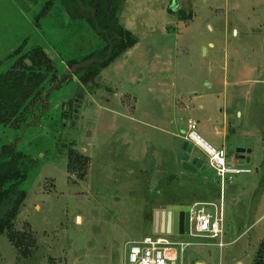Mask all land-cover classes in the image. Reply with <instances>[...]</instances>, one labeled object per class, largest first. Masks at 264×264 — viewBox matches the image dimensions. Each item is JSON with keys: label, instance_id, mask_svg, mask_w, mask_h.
<instances>
[{"label": "rangeland", "instance_id": "obj_1", "mask_svg": "<svg viewBox=\"0 0 264 264\" xmlns=\"http://www.w3.org/2000/svg\"><path fill=\"white\" fill-rule=\"evenodd\" d=\"M49 1L0 0V74L14 51L40 46L62 80L40 122L0 126V150L17 141L37 163L16 229L39 246L23 260L1 235L0 264H128V245L154 233L169 203L206 200L199 208L212 214L223 206L226 247L174 235L194 244L177 264H254L264 242V0H122L119 25L137 43L92 82L68 62L88 67L106 43ZM189 120L250 173L223 182L198 146L192 158L204 165L186 171ZM72 148L89 159L83 179L68 172ZM238 149L249 163L237 165Z\"/></svg>", "mask_w": 264, "mask_h": 264}, {"label": "trees", "instance_id": "obj_2", "mask_svg": "<svg viewBox=\"0 0 264 264\" xmlns=\"http://www.w3.org/2000/svg\"><path fill=\"white\" fill-rule=\"evenodd\" d=\"M53 1L50 0L48 4H53ZM61 2L74 20H86L106 43L105 47L90 56L93 63L79 71L85 72L86 81L95 80L103 69L136 45L135 36L118 22L122 0ZM77 10L81 15H78ZM12 58L15 61L0 74V126L23 129L30 125V121L36 122L39 119L40 122V115L46 114L43 106L48 108L47 100L54 90L61 89L62 80L55 62L40 46L27 51L17 49ZM79 63L70 60L68 65L72 69ZM16 143L3 145L0 150V236L6 234L17 249L18 258L29 260L35 257L39 246L30 228L23 231L16 229V220L28 195L32 172L37 163L26 153L18 151ZM69 152V174L79 173L78 177L83 179L84 169L89 164L88 157L73 148ZM257 253L254 264H264V242Z\"/></svg>", "mask_w": 264, "mask_h": 264}, {"label": "built area", "instance_id": "obj_3", "mask_svg": "<svg viewBox=\"0 0 264 264\" xmlns=\"http://www.w3.org/2000/svg\"><path fill=\"white\" fill-rule=\"evenodd\" d=\"M197 123L188 121V134L186 140L200 147L210 158L211 166L217 171V175L224 182L233 180V176L250 173L244 168L231 167L227 164V152L224 149H216L204 141L197 133ZM222 187H224L222 183ZM203 204L191 205L190 211V236L195 238L219 239L215 245L222 250L226 247L224 242L225 227L223 206L219 214L208 212ZM174 235L169 232L168 225L156 226L151 235H146L138 241L128 245V264H177L183 263L187 250L193 247L191 242H177L172 239Z\"/></svg>", "mask_w": 264, "mask_h": 264}, {"label": "water", "instance_id": "obj_4", "mask_svg": "<svg viewBox=\"0 0 264 264\" xmlns=\"http://www.w3.org/2000/svg\"><path fill=\"white\" fill-rule=\"evenodd\" d=\"M87 67V65H77L72 68V73L76 72L77 69ZM71 75L69 70H66V76ZM194 149V144L185 140L183 148H182V162L183 167L186 171L190 173H197L198 170L204 165V161H202L199 157L192 158V153ZM246 153H251V151H246L244 149L238 150V154L241 155L243 163H249L250 158L246 157ZM190 206H169L166 211L162 212V218L165 220L168 225L169 232L173 235H190ZM200 264V263H199Z\"/></svg>", "mask_w": 264, "mask_h": 264}, {"label": "crops", "instance_id": "obj_5", "mask_svg": "<svg viewBox=\"0 0 264 264\" xmlns=\"http://www.w3.org/2000/svg\"><path fill=\"white\" fill-rule=\"evenodd\" d=\"M204 106L203 105H201L200 106V108L202 109ZM238 115H241V113H239L238 112ZM184 140H186V139H184ZM224 144L225 143H223L222 145L224 146ZM184 145V144H183ZM183 148V147H182ZM222 149H224L225 150V148L223 147ZM238 150H242V149H238ZM238 150H237V152H236V159H235V161H236V163H237V165H241V164H244L243 163V161H242V158H241V155L240 154H238ZM246 150V149H245ZM249 154L250 153H246L245 154V156L246 157H248L249 156ZM236 168H242L241 166H238V167H236ZM244 169H247V168H244ZM249 170V169H248ZM171 177H174V176H171ZM190 177V176H189ZM224 188L223 187H221V200H223V196H224V190H223ZM232 200H235V199H232ZM198 203H200V204H203V205H213V202H212V200H206V201H204V202H198ZM177 204H173V203H169L168 205H167V207H169V206H176ZM181 206H191V205H189V204H180ZM166 207V208H167ZM163 222H164V224L166 225L167 223V221H166V218H165V220H163ZM161 225V224H160ZM156 230V229H155ZM154 230V231H155Z\"/></svg>", "mask_w": 264, "mask_h": 264}]
</instances>
